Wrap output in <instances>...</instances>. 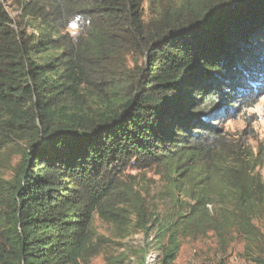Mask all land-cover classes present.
Segmentation results:
<instances>
[{
  "label": "trees",
  "instance_id": "16d2710c",
  "mask_svg": "<svg viewBox=\"0 0 264 264\" xmlns=\"http://www.w3.org/2000/svg\"><path fill=\"white\" fill-rule=\"evenodd\" d=\"M8 1L0 264H91L97 215L120 238L136 218L139 264L151 251L176 264L185 239L209 233L256 236L264 182L219 124L264 82V0H21L19 18ZM19 144L6 179L3 154ZM155 166L168 206L148 215L123 178Z\"/></svg>",
  "mask_w": 264,
  "mask_h": 264
},
{
  "label": "rangeland",
  "instance_id": "374dc122",
  "mask_svg": "<svg viewBox=\"0 0 264 264\" xmlns=\"http://www.w3.org/2000/svg\"><path fill=\"white\" fill-rule=\"evenodd\" d=\"M21 0H9L8 9L19 18ZM74 27L69 32L74 34ZM253 93L249 98L241 100L231 117L222 120L219 128L229 144L235 146L245 160H253L255 174L264 182V82L252 88ZM24 144L10 147L5 152L1 162L2 172L6 179L13 176L14 167L20 162L18 155ZM124 182L142 196L148 215L155 210L163 211L167 208L168 199L165 198L168 187V177L163 167L155 166L149 169L129 168L124 175ZM135 222L129 229L125 238L119 237L116 225L103 221L98 215L95 217L94 226L100 240V252L91 264H108V260L125 255L124 264H139L142 262L141 254L137 253L146 248L147 240L144 233L136 228ZM152 223V222H151ZM257 229L255 237L241 232H233L226 242L218 239L213 233L205 238L185 239L183 241L176 264H218L224 260L225 264H259L264 260V212L260 213L253 221ZM155 255L153 262L151 256ZM158 253L151 251L147 257V264H157ZM150 259V260H149Z\"/></svg>",
  "mask_w": 264,
  "mask_h": 264
},
{
  "label": "bare ground",
  "instance_id": "6f19581e",
  "mask_svg": "<svg viewBox=\"0 0 264 264\" xmlns=\"http://www.w3.org/2000/svg\"><path fill=\"white\" fill-rule=\"evenodd\" d=\"M151 259L153 260V262L156 260V257H155V255H152L151 256ZM150 260V259H149Z\"/></svg>",
  "mask_w": 264,
  "mask_h": 264
}]
</instances>
